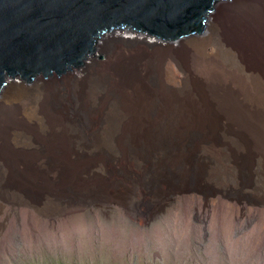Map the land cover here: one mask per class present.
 <instances>
[{"label": "rangeland", "instance_id": "rangeland-1", "mask_svg": "<svg viewBox=\"0 0 264 264\" xmlns=\"http://www.w3.org/2000/svg\"><path fill=\"white\" fill-rule=\"evenodd\" d=\"M95 59L104 55L96 51ZM164 68L166 83L178 86L173 68ZM33 136L41 147L27 146L29 138L19 135L22 153L15 144L12 151L42 155L64 145L72 160L58 173L37 156L26 170L17 162L0 166L9 184L23 181V169L30 183L54 170V180L45 179L42 190L49 200L41 198L40 205L24 195L21 202L0 197V264H264V200L256 199L264 194V156L256 135ZM213 138L228 140L229 165L201 144ZM198 139L199 145L188 146ZM196 174L211 185L204 190L218 191L214 197L195 192ZM123 186L137 188L139 195L117 199Z\"/></svg>", "mask_w": 264, "mask_h": 264}, {"label": "bare ground", "instance_id": "bare-ground-1", "mask_svg": "<svg viewBox=\"0 0 264 264\" xmlns=\"http://www.w3.org/2000/svg\"><path fill=\"white\" fill-rule=\"evenodd\" d=\"M97 51L104 60L98 62L94 57L81 79L57 85V77H51L48 88L39 80L34 91L8 85L10 94L2 96L0 106V166L9 169L17 162L26 170L30 163H37L32 159L37 156L39 164L52 165L58 173L72 160L64 145L53 153L21 154V143L16 140L19 135L29 138L27 146L38 147L42 146L40 137L33 135H256L254 143L264 156V0L223 11L222 5H216V20L209 22L205 45L163 50L158 44L136 39L133 44L115 42L109 46L104 41ZM165 65L173 68L178 86L166 83ZM207 120L215 125L203 127ZM199 140L188 146L196 147ZM227 141L204 139L201 144L219 155L217 159L225 165L230 161ZM14 144L21 153L12 151ZM101 157L105 163L107 159ZM25 170L20 183L12 180L9 184L5 175L0 177V197L21 202L24 195L33 205H40L47 185L44 180L53 181L54 170L41 179L32 177L31 183L25 181L29 177ZM193 177L192 187L206 199L209 195L205 192L210 190L203 188L211 185L203 176ZM121 188L113 195L117 199L127 201L139 195L135 187ZM216 192L209 194L214 197ZM256 199L264 200V194Z\"/></svg>", "mask_w": 264, "mask_h": 264}, {"label": "water", "instance_id": "water-1", "mask_svg": "<svg viewBox=\"0 0 264 264\" xmlns=\"http://www.w3.org/2000/svg\"><path fill=\"white\" fill-rule=\"evenodd\" d=\"M253 0H0V106L9 84L82 77L102 42L135 38L173 50L205 45L216 5Z\"/></svg>", "mask_w": 264, "mask_h": 264}]
</instances>
